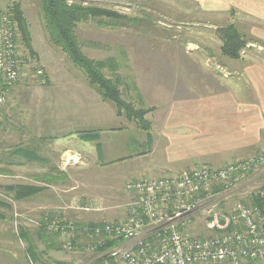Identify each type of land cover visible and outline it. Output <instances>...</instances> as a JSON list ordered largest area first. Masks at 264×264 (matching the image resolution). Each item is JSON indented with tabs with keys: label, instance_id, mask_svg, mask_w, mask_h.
<instances>
[{
	"label": "rangeland",
	"instance_id": "rangeland-1",
	"mask_svg": "<svg viewBox=\"0 0 264 264\" xmlns=\"http://www.w3.org/2000/svg\"><path fill=\"white\" fill-rule=\"evenodd\" d=\"M72 1L69 0V3ZM75 1L82 2L85 5H95L116 10L118 13L125 15L126 21H119L113 27L99 26L93 21L82 23L78 26L76 33L82 43L83 51L88 57L97 61H103L107 58H114L117 61L119 64L118 70L114 69L116 70L114 71L109 69V67H104L102 72L110 79L115 76L119 77L120 88L124 89L122 99L126 103H131L137 109L145 110L151 115L153 114V117L157 116V118L161 117V113L159 114L160 116L158 115L160 105L165 104V102L169 103L171 98H179V101H181L183 94L177 95L170 92L175 89L173 88L175 85L174 81L182 80L183 85L191 79L194 81L195 74L201 72L199 66L202 63L208 64L209 67H212L217 72L224 70L223 66L226 61L221 56L222 41L217 32L219 28L239 22L240 30L249 37L248 31L252 24L251 21L242 16L243 13H240V17H238L234 7L224 13L220 7L217 13H210L205 10L206 7H203L199 0ZM16 2L20 3L24 16L29 23L32 45L37 58L31 57L21 41L17 42L18 53L22 58H27V64L22 68L23 73H21L20 81L16 84L17 86H22L23 90L16 95V104H12L10 96H7L6 104L0 109V172H6L5 175L3 174L0 177V201H4L9 206L8 208H0V214L4 216V218L0 219V264H31L25 258L27 245L18 237L21 228L33 236L39 253H43L40 255L41 259L46 264H54V260L48 261L47 253L50 250L46 252L42 248L43 240L39 241L37 237L41 224L46 225V223H42L43 220L47 222V232L55 234L49 230L54 225L53 216H49V213L44 211L45 213L41 216V219L37 218L35 212H31V201L29 199L16 201L10 193L2 188V185H18L20 182H28V180H24L19 175L13 174V164L9 163L12 160V155L10 157L9 155L14 152V147L18 145L22 138L33 132L34 126L31 124L30 119H34L38 111L39 118L42 117V113L44 118H51V113L59 112L61 114L63 112L65 113L63 119L67 120L69 111L71 113H79L84 111L81 110V107L82 109L86 107L88 110H85V116L90 120L93 119L94 114L89 109L91 108L95 111L94 105L96 103L93 104V101L90 102L91 100H89L90 103L84 102L85 84L83 79L84 77L86 78L84 72L77 68L60 49L50 43L40 8V0H0V11L9 14ZM246 17L248 16L246 15ZM196 51L201 52L202 56L196 55ZM244 51L251 54L253 53V48L248 46ZM38 70L44 71L47 84H41L36 78ZM205 74L207 79L213 84H216L217 79H220L222 75L221 73ZM193 81L190 83L192 84ZM51 85L59 87L57 88L58 93L56 91L53 94H47L46 92L32 93V88L38 91V89H44L46 86L50 87ZM159 86H162L169 93H157L156 87ZM63 88L68 92L62 93L61 89ZM215 88L217 87L215 86ZM245 89H247V92L245 90L240 91L241 96L245 97L246 94V98H252L254 93L252 94L248 87ZM70 95L72 100L69 101L68 97ZM94 96L98 100V97ZM163 96L164 98H162ZM199 96L201 95L199 94ZM204 96H207V93ZM35 98L39 101L38 105L34 104ZM79 105L81 107H78ZM163 111H166V109L164 110L163 108ZM145 118L147 119L146 116ZM77 119L79 123L81 122L77 125L80 126L81 130L95 131L96 127L92 120L91 124L82 122L80 118ZM126 119V117L125 119H119L118 124L123 130L122 137L128 138L129 149H124L119 156L123 154L126 156L133 155V159H128L121 165L124 166V170L130 168V172L133 171L136 176L148 173H151L152 176H158L168 162V157L166 156L168 152L165 153L163 146L160 147L158 145L156 147L155 143L158 134V121L155 120L152 123L147 119L151 125L149 130L145 131L136 126L135 123L133 125L130 121H126ZM53 134L60 133L57 129L55 132L53 130L52 132L51 130L45 131L47 137ZM149 137L152 139L150 144H148ZM149 148L153 149L151 155L145 158H138V154H146V149L149 150ZM250 149L248 146L237 152L239 156L237 155L235 158L245 159L244 156L252 151ZM256 153H259V151L252 155ZM174 166L177 169L186 167L182 163H177ZM73 177L76 180L78 179V183L75 185L79 187H84L86 186L84 184L88 183V181L84 180L87 177L84 174L73 175ZM101 177L103 181L107 180L108 183L109 180L117 184L122 182V179H117L114 174L108 175L106 178H103L105 176ZM131 182H128L125 186V190L129 195L131 193L127 190V185ZM106 183H99L105 186L100 191L103 196L112 194L115 187L112 185L110 188V186H106L109 185ZM117 186L120 187L121 185ZM75 192L84 196L89 191L86 189L71 191L72 194ZM124 208L126 209L127 207L124 205ZM124 208L121 204L111 205L109 210L111 214L106 213L103 216L94 213L92 209L81 208L82 211L80 212L82 214L79 213L81 220L55 218L56 221L65 222L66 225L71 227H75L78 223L85 227H93L92 225L95 224L103 225L107 222L125 220L127 217L125 215L124 217L110 218L117 216V211L122 212ZM75 209L73 205L67 207V211L70 213L74 212ZM118 216H121V214ZM101 217L105 219L103 220ZM93 220L101 222L94 223ZM71 227L66 232L61 233V236H63L62 241L64 242L62 245L67 246L70 244L72 246V240L75 239L77 242L76 246H80L81 244L79 245L78 241L81 240L83 241L82 249H76V246L70 249L63 247L62 250L56 251V255L64 257L65 261L63 263L67 264H102V251L93 249L95 242L99 240H95V237L89 235L83 229V239L77 238V233L80 231L77 232V229H72ZM186 232L196 237H207L210 235L206 228L205 219L200 215L195 217L191 225L186 228ZM48 243H53V236L48 238ZM54 245L57 244L55 243Z\"/></svg>",
	"mask_w": 264,
	"mask_h": 264
},
{
	"label": "crops",
	"instance_id": "crops-1",
	"mask_svg": "<svg viewBox=\"0 0 264 264\" xmlns=\"http://www.w3.org/2000/svg\"><path fill=\"white\" fill-rule=\"evenodd\" d=\"M199 1L210 13H217L220 7L223 13L234 7L238 17H240V13H243L242 16L252 22L248 31L249 37L242 33L239 22L233 24L242 36L249 40L247 47H252L253 53L248 54L243 51L242 57L237 60L222 53L221 56L226 61L222 72L214 71L208 64H200L201 72L195 74L194 81L191 79L185 85L182 80L174 81L173 88L175 89L170 92L177 95L183 94L181 101L179 98H171L169 103L165 102L160 105L158 115L161 113V117H153V114L147 113L146 117L149 121L152 123L155 120L158 121L156 147L163 146L165 153L168 152L166 154L168 162L158 176H152L151 173L136 176L133 171L130 172V168L124 170V166L121 164L128 159H133V155L119 156L124 149H129L128 138L122 137L123 130L118 124V120L125 119V116H118L115 106L105 102L99 93L89 85L85 77L83 79L85 84L84 102L88 103L91 100L90 102L93 101V104L96 103L95 111L89 109L94 114L93 119L86 118L85 110L88 109L86 107L82 109L81 105L78 107L84 111L79 113L69 111L67 120L63 119V115H65L63 112L62 115L59 112H53L51 118H44L42 113V117L39 118L38 111L35 118L30 119L34 126L33 132L22 138L14 147V152L9 155V157L12 155V160L9 163L13 164V174L28 180L26 183L20 182L19 185H28L39 189L36 194L28 198L31 201L32 210H30L35 212L37 218L41 219V216L47 212L49 216L60 219L81 220L79 213L82 214L80 211L85 208L92 209L94 213L101 214V216L106 213L111 214L109 213L111 205L121 204L123 208L124 205L127 207L130 195L126 192L125 186L128 182L176 175L183 170L204 165L222 167L240 158H235L239 154L237 152L248 146L252 151L244 158L264 150V0ZM196 55L202 56L198 51H196ZM205 73H221L222 75L214 85L207 79ZM36 78L40 82V78ZM191 81H193L192 84ZM247 87L252 94L254 93L252 98H246V94L245 97L241 96L240 91L247 92L245 89ZM22 88V86L15 85L10 89L8 96H10L12 104H16V95L22 92ZM57 88L59 87L53 85L38 89V91L32 88V93L53 94L55 91L58 93ZM156 90L157 93L167 92L162 86L156 87ZM61 92L68 91L63 88ZM206 93L207 96H204ZM94 95L98 97V100ZM70 97L71 95L68 97L69 101L72 100ZM166 99L168 100V98ZM38 103V99L35 98L34 104L38 105ZM163 108L166 111L162 112ZM77 118H80L84 123H91L92 120L96 127L94 132L98 134L94 141L86 140L80 136V132L87 130H81L80 126H77L81 123ZM130 122L134 125L133 121ZM56 129L60 134L48 137L45 135V131L51 130L52 132L53 130L55 132ZM150 142L152 139L149 137L148 144ZM152 150L151 148L146 149V154H138V158L148 157L152 154ZM25 151L30 152L29 156H26ZM27 157L31 159V162H27ZM177 163H182L186 167L177 169L174 166ZM9 172L11 171L9 170ZM3 174L5 175L6 172H0V177ZM78 174L87 176L84 179L88 181L84 184L86 186L75 185L78 183V179L76 180L73 175L77 176ZM111 174L116 175L119 180L122 179V182L117 184L116 182L112 183L111 180L109 183L107 180H102L101 176L106 178ZM97 182L102 184L107 182L106 184L109 185L106 186H110V188L112 185L115 186L112 194L103 196L100 191L105 186ZM4 186L2 185V188ZM77 189H86L89 192L84 196L76 192L71 193ZM69 205L76 208L74 212L67 211ZM120 214L121 216H118ZM116 215L110 218L124 217V215L126 217L127 209L124 208L122 212L117 211ZM93 222L101 221L93 220ZM83 237L82 233H77V238L83 239ZM62 240L63 236L60 237V241ZM80 241L78 244H81L79 247L82 249L83 241L81 243ZM54 244L55 242L42 245L46 252L50 250L47 253L48 261L54 260L53 263L67 264L63 263L64 257L56 255ZM41 261L42 263L38 264H46L42 259Z\"/></svg>",
	"mask_w": 264,
	"mask_h": 264
},
{
	"label": "built area",
	"instance_id": "built-area-1",
	"mask_svg": "<svg viewBox=\"0 0 264 264\" xmlns=\"http://www.w3.org/2000/svg\"><path fill=\"white\" fill-rule=\"evenodd\" d=\"M16 36V24L0 11V109L27 64ZM36 74L46 84L44 71ZM127 190L125 220L84 228L92 236L121 240L102 252V264H264V213L252 203L264 198V151L222 167L204 165L133 181ZM198 215L205 219L207 237L186 232ZM105 243L101 239L93 249Z\"/></svg>",
	"mask_w": 264,
	"mask_h": 264
},
{
	"label": "trees",
	"instance_id": "trees-1",
	"mask_svg": "<svg viewBox=\"0 0 264 264\" xmlns=\"http://www.w3.org/2000/svg\"><path fill=\"white\" fill-rule=\"evenodd\" d=\"M40 8L43 13L45 28L50 43L60 49L77 68L84 72L89 85L99 93L105 102L111 103L115 106L118 116H125L128 120L133 121L139 128L145 131L149 130L151 124L145 118L147 111L137 109L131 103H126L122 99L124 89L120 88L119 77L115 76L110 79L102 72L104 67L118 70L119 64L117 61H115L114 58L97 61L88 57L84 53L82 43L76 33L78 26L82 23L93 21L99 26L113 27L116 26L117 22L124 21L125 15L118 13L116 10L95 5H85L84 3L75 0L71 3H69V0H40ZM9 14L17 28L16 45L18 41H21L31 57L37 58L32 45L29 23L24 16L20 3H14L13 9ZM217 32L222 41V53L231 59H240L242 57V52L247 48L249 40L242 36L234 24L221 27ZM79 134L86 140H95L98 136L97 132L94 131H84ZM24 153L26 156H29L30 152L25 151ZM26 160L27 162H31L29 157H27ZM3 189L10 193L12 198L16 201L28 199L39 191L38 188L19 184L5 186ZM252 203L260 207L264 213V198L254 197ZM8 207L7 203L0 201V208ZM2 218H4V216L0 214V219ZM53 220L54 224L58 226V229L50 230L55 234L47 232V222L43 220L42 223H46V225L41 224L37 237L39 241L43 240L42 243L46 244L48 243V238L53 236V242L57 244L54 246V250L59 251L64 247L62 245L64 242L59 240L61 233H63L61 227L66 224L65 222L56 221L54 216ZM92 226L101 227L102 225L95 224ZM84 228L85 226L82 224H78L74 227V229H77V232L80 231V233H82V229L84 230ZM18 237L27 245V248L25 249V258L29 260V263H42L40 255L43 253H39V249L36 247V241L33 239V236H31L28 231L21 228ZM93 237H95V240H106L103 247L97 248L98 251L102 252L121 243V240H110L106 235ZM72 241V247L76 246V240ZM97 242L98 241H96L95 244ZM78 248L80 249L79 246H76V249ZM54 263L60 264L59 262Z\"/></svg>",
	"mask_w": 264,
	"mask_h": 264
}]
</instances>
